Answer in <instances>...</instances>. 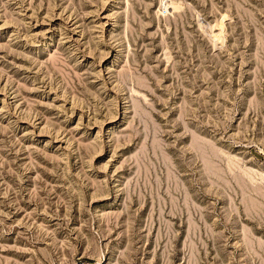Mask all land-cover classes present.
Instances as JSON below:
<instances>
[{
  "label": "rangeland",
  "instance_id": "374dc122",
  "mask_svg": "<svg viewBox=\"0 0 264 264\" xmlns=\"http://www.w3.org/2000/svg\"><path fill=\"white\" fill-rule=\"evenodd\" d=\"M0 264H264V0H0Z\"/></svg>",
  "mask_w": 264,
  "mask_h": 264
}]
</instances>
